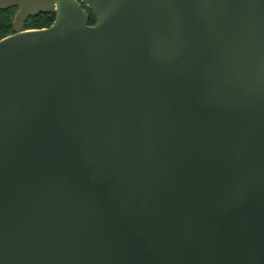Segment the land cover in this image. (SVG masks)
I'll use <instances>...</instances> for the list:
<instances>
[{
    "label": "water",
    "instance_id": "95a60500",
    "mask_svg": "<svg viewBox=\"0 0 264 264\" xmlns=\"http://www.w3.org/2000/svg\"><path fill=\"white\" fill-rule=\"evenodd\" d=\"M9 6L0 264H264V0Z\"/></svg>",
    "mask_w": 264,
    "mask_h": 264
},
{
    "label": "trees",
    "instance_id": "16d2710c",
    "mask_svg": "<svg viewBox=\"0 0 264 264\" xmlns=\"http://www.w3.org/2000/svg\"><path fill=\"white\" fill-rule=\"evenodd\" d=\"M83 5L90 11L89 22H95V13L85 2H83ZM16 9V6L0 8V37L14 31L12 21ZM54 17L55 11H40L37 14L29 15L24 20L23 27L29 28L45 26L50 24L53 21Z\"/></svg>",
    "mask_w": 264,
    "mask_h": 264
}]
</instances>
